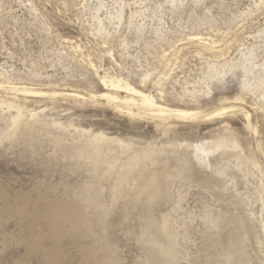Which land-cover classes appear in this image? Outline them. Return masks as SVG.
Listing matches in <instances>:
<instances>
[{
  "label": "rangeland",
  "instance_id": "1",
  "mask_svg": "<svg viewBox=\"0 0 264 264\" xmlns=\"http://www.w3.org/2000/svg\"><path fill=\"white\" fill-rule=\"evenodd\" d=\"M103 77L220 123L146 146L80 111L147 134L183 118L102 110ZM0 85V264H264V0H0ZM12 86L57 95L19 111ZM241 109L248 155L216 142Z\"/></svg>",
  "mask_w": 264,
  "mask_h": 264
},
{
  "label": "bare ground",
  "instance_id": "2",
  "mask_svg": "<svg viewBox=\"0 0 264 264\" xmlns=\"http://www.w3.org/2000/svg\"><path fill=\"white\" fill-rule=\"evenodd\" d=\"M195 38H197V37H195ZM200 42H201V40L199 41V43ZM212 45L210 43L209 44L204 43L203 46L206 49V51L213 52L215 50V47ZM99 80L101 81V84L105 90L113 91V93L108 92V91H106V92L102 91V93H100L99 95L97 94L98 96L92 97V98H94L97 102H99L100 105H98V107L101 106L102 110L109 111V113L111 112L113 115L118 114L120 109H128V110L132 111L134 109L137 110L139 108H143V109L149 111L150 113L156 111L159 115H154V117L159 118V119H160L161 114L163 115V113H165V112H174V114L176 113L177 115H181L180 118L182 117L183 118L182 120H184L185 123L182 122V124L184 123V125H180L179 127H171L170 130H172V133L168 132L169 129L150 126L151 131L149 134H147L142 130V127H139V125L133 124L132 122L124 123L122 120H120L122 122H119V121H117V119L115 120V119H111V118H110L111 120H108V119L103 118L105 116L100 117V115L96 116V115L90 114L89 112H81L80 111L81 115L86 120H90L93 118V119H95L97 124L103 125L105 127L111 128V129L116 130V131H120L124 136H126L128 138L129 137H135L136 139L138 138L143 143H145V145L150 144V146L152 145V147H154V145L155 146L156 145H162V146H167V147L168 146L191 147L194 143L204 141L206 138H208V134L210 133L208 129L210 126L215 125L217 123H220V120L212 121V119L217 117L219 115V113L216 115H213V116L212 115L209 116V114H205V113L203 114L200 112L188 114L187 113L188 111H185L184 109L188 108V107H192V108L197 107L198 103H195V102H189V101L183 102V100H182V102L180 103L181 108H178L175 110H169V109L161 106V104H159L158 101L159 100L161 101L163 98H165L164 89H161L157 93L158 99H156L151 94L145 93L144 91L137 89L138 87L137 88L133 87L127 81L115 80V79H112L110 77L109 78L103 77V78H100ZM8 92L11 95V97L9 98L8 105L15 107L19 111H21L24 108L30 107V105L33 106L32 104H41L43 101L45 102V100H47L48 102L53 101L54 97L57 95L54 92H44L41 90L29 89V88H25V87H15V86L10 87ZM119 92L124 93L125 96L123 98H119L118 97ZM225 98H226L225 100L228 101L231 97L227 96ZM84 99H85V97H84ZM94 99H92V100H94ZM0 102H2L1 99H0ZM45 104H48V103L46 102ZM52 104L53 103L51 102V105ZM51 105H50V108H51ZM47 106H49V105H47ZM196 109L197 108H195V110ZM106 111H104V113ZM225 111L226 110H223V112H225ZM246 112L243 111L242 109L239 112L240 113L239 116H241L246 121V124H247V126L243 128V132H238V131H235L233 133L230 132L231 134L230 135L228 134L229 135L228 137L220 135L221 137L218 138V140L216 142L218 144H220V146H223V147H231L234 149H241L245 155H248V147L250 146V143L254 140L255 136L258 134L259 130L257 128L258 125L255 126L256 125L255 123H254L255 125H252L250 123L249 115ZM131 114H133V112H131ZM257 115H256V117H257ZM117 117H119V116H117ZM257 119H259V117H257ZM227 123L228 124H226V125H229V127H233L236 125V123L234 121H231V120L227 121ZM224 135H227V134H224ZM212 139H214V138H212ZM204 144H206V142L201 143L195 147L199 148L200 151H202L201 149L204 146ZM199 159H201V157H199Z\"/></svg>",
  "mask_w": 264,
  "mask_h": 264
}]
</instances>
